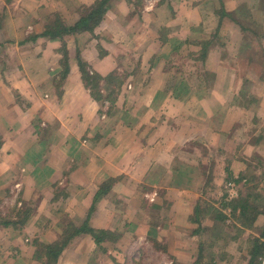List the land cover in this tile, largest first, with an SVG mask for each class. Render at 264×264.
Segmentation results:
<instances>
[{
	"label": "crops",
	"instance_id": "crops-1",
	"mask_svg": "<svg viewBox=\"0 0 264 264\" xmlns=\"http://www.w3.org/2000/svg\"><path fill=\"white\" fill-rule=\"evenodd\" d=\"M95 1L0 0V215L28 211L0 228V264H44L84 225L109 240L76 234L55 264H193L216 241L195 210L223 178L264 171V0H109L93 33L64 37V76L41 35ZM78 54L102 77L128 69L113 108Z\"/></svg>",
	"mask_w": 264,
	"mask_h": 264
},
{
	"label": "trees",
	"instance_id": "trees-1",
	"mask_svg": "<svg viewBox=\"0 0 264 264\" xmlns=\"http://www.w3.org/2000/svg\"><path fill=\"white\" fill-rule=\"evenodd\" d=\"M109 0H97L95 3L88 7L84 8L82 11V15L80 19L73 27H65L63 22L59 18L58 15H54L53 18L48 20L44 33L41 37L48 38L51 42L60 43V48L58 49V53L61 55V65L63 68V75L67 73V51L65 48L64 37L71 34H77L82 32H89L93 33V30L104 18V15L107 11V4ZM142 5L141 0H139L136 6L140 7ZM36 38V37H34ZM205 52V51H204ZM204 57L203 53L200 54V59ZM77 66L79 72L81 74V80L84 85V88L88 91L90 97L98 104L100 107H103L105 102L108 104V108H113L115 98L117 95V91L123 84L125 77H119L118 71L115 70L109 75L102 77L98 73L94 72L89 65L80 59L79 54L77 55ZM102 83L105 84L108 88L111 87L112 89H108V93L106 95L103 94L104 89L101 88ZM105 88V87H104ZM103 90V91H102ZM109 112V111H108ZM258 157H256L257 159ZM258 160V159H257ZM259 162V160H258ZM260 164V162H259ZM210 183V181H208ZM248 190L253 193L255 187L248 188ZM246 193H241L240 197L236 200L231 201L230 203L224 204L223 207H229L230 213L234 219L240 222L243 228L254 229V222L259 214H264V197L259 201L260 205H255L254 203H249V197ZM17 215V216H16ZM216 215V216H214ZM212 216L210 219L213 223L214 228L213 232H218L219 230V222L224 219L222 213L216 209H214L208 203L204 204L201 208H197L195 210V217L198 220H202L205 217ZM17 220L15 222H11L10 218L2 217L0 215V228L1 227H8V226H22L24 221L28 218V211L18 212L15 214ZM216 221V223H215ZM200 223V222H199ZM70 227V226H68ZM242 228V229H243ZM80 234H89L93 237L94 242L96 245H100L105 240H109V234L106 231H98L93 230L87 225L79 228L78 230L75 229H68L65 232V235L62 239L54 242L51 245H47L44 247L45 249V261L44 264H55L58 256L61 254L63 249L69 243V240L74 235ZM234 238V240H236ZM254 240L249 241L248 246V256H249V263L248 264H259V259L264 256V226L259 229L258 237L253 238ZM43 246V245H41ZM40 246V247H41ZM200 254V253H199ZM198 256H201L198 255ZM195 264H198V260H195Z\"/></svg>",
	"mask_w": 264,
	"mask_h": 264
},
{
	"label": "rangeland",
	"instance_id": "rangeland-1",
	"mask_svg": "<svg viewBox=\"0 0 264 264\" xmlns=\"http://www.w3.org/2000/svg\"><path fill=\"white\" fill-rule=\"evenodd\" d=\"M120 70L122 71H119L118 73L119 77H123L128 71V69H125V68L120 69ZM101 88H103L104 91L107 89H110V90L112 89L111 87L108 88L103 83H102ZM120 90H121V87L116 92L117 95L120 93ZM117 95H116L115 101L117 100ZM105 104L107 103L105 102ZM250 165H253V164H250ZM260 179L264 181V171L263 170H260L258 178H255L254 176L250 175L247 178L235 179L236 180L235 181L234 179H232V176L230 177L228 176L227 179L223 178V181L217 184L218 185L217 192L213 191V194L206 197L207 200H203V202L208 203L214 209L218 210V212L220 211L224 219L221 220V222H219V230L216 233L215 232L212 233V230L215 225H213L212 222L210 223L208 221H205L206 217L202 219V222L204 225L203 229L205 231L202 230V233L200 234V236H203V234L205 233L204 234L205 237L211 236L212 240H216V241L204 242L205 244L204 247L207 249V251L204 250L202 246L203 243L195 244L196 250H198V247H199V251H200L199 253L201 254V256H198V254L194 252L195 254H197V257L194 260L197 259L198 264H248L249 263V256H248L249 241L250 240L253 241L254 240L253 238L258 237L259 229L264 226V214L258 215V217L256 218V221L254 222L253 230L248 229V228L246 229L241 226L240 222H238L236 219L233 218V216L230 213V208L223 207V205L230 203L233 200H236L237 198L240 197V194L242 192L245 193L247 190L246 197L247 195L250 196L249 203L251 204L254 203L255 205L262 206V204L260 205L258 201L264 197V188H260V182H259ZM211 181L212 180H210V182ZM228 182H233L235 184V189L237 191L236 197L229 198L228 193H227L228 190L226 188ZM214 185L216 187V184ZM253 187H255V190L253 191V193H251L248 190V188H253ZM215 189L216 188L213 187V190ZM257 190H263V192L256 193ZM259 217L261 218V220L258 219ZM207 218L212 219V216H208ZM199 231L201 232V229ZM236 237L237 239L234 240V238ZM218 240L221 241L220 249H218V246H219ZM230 245H232L231 249H230ZM225 248L228 249V251H225L224 250ZM261 258H264V256ZM260 259L258 260L259 264H260ZM169 261L170 259L167 256L158 257L156 259H150L149 257H146L144 259V262H147L149 264H166Z\"/></svg>",
	"mask_w": 264,
	"mask_h": 264
},
{
	"label": "built area",
	"instance_id": "built-area-1",
	"mask_svg": "<svg viewBox=\"0 0 264 264\" xmlns=\"http://www.w3.org/2000/svg\"><path fill=\"white\" fill-rule=\"evenodd\" d=\"M226 188L228 190L227 193L229 198H233L237 196V191L235 189V184L233 182H228ZM260 264H264V258L260 259Z\"/></svg>",
	"mask_w": 264,
	"mask_h": 264
}]
</instances>
